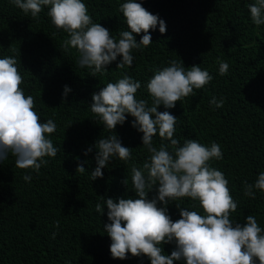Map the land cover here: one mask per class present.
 Masks as SVG:
<instances>
[{"label": "trees", "instance_id": "trees-1", "mask_svg": "<svg viewBox=\"0 0 264 264\" xmlns=\"http://www.w3.org/2000/svg\"><path fill=\"white\" fill-rule=\"evenodd\" d=\"M83 2L93 22L107 28L117 41L120 31L129 30L119 11L127 0ZM136 2L164 20L166 32L162 34L159 26L150 30L152 43L132 50L131 67L118 68L123 59L118 56L106 71L92 76V69L79 66L76 49H63L69 37L51 23L47 14L50 6H44L33 18L11 0H0V58L12 56L17 60L21 87L26 96L34 97L40 122L52 119L57 125L56 132L46 136L59 149L55 158L45 157L48 163L39 173L15 167L11 154L0 161V264H151L147 256L134 257L130 252L127 259H113L112 241L104 230V224L110 223L104 203L107 198L117 202L119 198H139L132 187L131 168L142 169L150 156L143 147V133L132 126L135 118L130 114L114 131L105 128L90 105L93 93L127 74L141 82L136 99L153 106L147 83L155 69L170 66L172 60L184 65L185 71L199 65L213 80L177 101L174 108L160 105L158 111L177 117L174 138L181 146L185 139L221 146L223 159L209 163L225 173L230 193L238 203L230 219L244 224L251 214L264 229V192L254 189L255 199L244 195V182L254 184L264 172V25L252 22L247 7L255 0ZM133 35L139 42L144 33ZM219 61L229 64L226 75L219 74ZM66 85L71 91L65 97ZM214 97L223 99V107L210 103ZM111 135L132 149L131 158L125 162L112 157L102 169L103 177L93 181L91 171L97 167L98 151L95 143ZM161 143L170 142L161 140L157 133L153 145L159 148ZM89 147L93 150L85 155ZM81 163L86 168L84 173L77 172ZM25 175L31 179L26 181ZM126 179L128 185L123 183ZM158 187L157 182L148 199L158 195ZM97 203L105 207L103 215L96 212ZM176 204L204 214L198 201L180 198L167 205L173 221L181 218ZM158 207H164L163 203ZM161 246L163 254L171 255L176 244Z\"/></svg>", "mask_w": 264, "mask_h": 264}, {"label": "clouds", "instance_id": "clouds-1", "mask_svg": "<svg viewBox=\"0 0 264 264\" xmlns=\"http://www.w3.org/2000/svg\"><path fill=\"white\" fill-rule=\"evenodd\" d=\"M11 3L33 18L38 17L44 6H50L47 14L51 23L69 37L63 42V49H76L79 66L92 69V76L106 71V66L118 56L123 57L118 68L131 67L132 50H142L152 43L150 30L159 26L162 34L166 32L165 21L136 0H127L120 5L119 11L129 30L120 31L118 41L107 28L93 22L83 0H11ZM247 7L252 22L257 26L264 25V0H255ZM142 32L144 35L137 42L133 33ZM17 63L12 56L0 58V161L11 154L15 157V167L31 168L39 173L48 163L45 157L55 158L59 152L46 136L55 133L57 125L52 119L40 122V116L34 110V97L26 96L21 87L23 78ZM169 64L155 69L147 83L153 106H148L144 99H136L141 82L127 74L92 95L90 109L101 124L114 131L118 124L125 123L126 114H130L135 118L132 126L143 133V147L150 153L142 169L135 165L131 168L132 187L139 198H119L118 202L107 198L104 202L110 221L104 224V230L112 241V258L124 260L130 252L134 257L147 256L151 264H174L181 260L186 264H256L257 258L259 264H264V229L251 214L244 224L230 219L238 203L230 193L225 173L209 163L213 159H223L221 146L216 142L205 146L196 139H185L181 146L174 138L177 117L168 111H158L160 105L166 109L174 108L177 101L193 94L194 89L209 84L213 76L199 65L185 71V66L175 60ZM228 70L229 64L219 61V74L226 75ZM70 91L66 85L65 97ZM210 103L220 108L224 101L214 97ZM157 133L161 140L170 143L155 147L153 138ZM95 148L98 151L95 156L97 167L91 171L93 181L103 177L102 169L112 157L118 156L127 162L132 155V149L124 147L117 135L100 138ZM92 150L89 147L85 155ZM85 171L84 165L79 164L77 172ZM24 179L28 181L31 177L25 175ZM157 182L158 195L148 199V193ZM123 183L128 185V179ZM244 185V195L255 199L254 189L264 192V172L258 174L254 184L245 181ZM185 197L198 201L204 214L176 204L181 218L173 221L167 205L169 201ZM160 202L164 207H158ZM95 209L102 215L105 212L101 203H97ZM172 242L176 247L171 255L163 254L161 245Z\"/></svg>", "mask_w": 264, "mask_h": 264}]
</instances>
